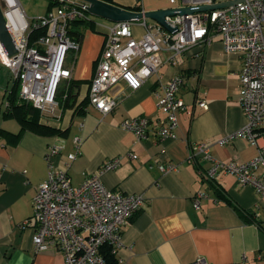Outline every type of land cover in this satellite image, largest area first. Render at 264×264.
Masks as SVG:
<instances>
[{
    "label": "crops",
    "instance_id": "0c3cea01",
    "mask_svg": "<svg viewBox=\"0 0 264 264\" xmlns=\"http://www.w3.org/2000/svg\"><path fill=\"white\" fill-rule=\"evenodd\" d=\"M223 1L227 0H216ZM111 3L126 9L139 4L140 11L185 7L182 2L172 5L168 0ZM51 6L49 0H44L41 13L25 14L29 18L42 16ZM87 21L90 25L73 27L80 31L79 39L70 33L79 41V48L68 52L67 61L73 67L71 78L62 82L67 88L61 99L66 98L70 83H75L73 106L64 108L58 103L54 116L40 114L39 122L58 132L19 133L20 123L2 115L5 89L1 92L0 264H64V257L54 249L34 250V222L29 219L32 198L48 174L43 157L47 146L63 141L60 155L53 160L63 167L67 154L74 151L75 135L81 136L82 145L68 168L73 186L82 183L86 176L98 175L107 189L141 194L145 200L120 228V243L111 252L114 264H193L197 257L207 264H264V196L228 173L206 178L210 161L201 155L193 162L189 160V147L195 142L207 143L210 154L221 161L244 163L258 154V146L246 136H237L224 145L218 143L246 123L238 101V55L226 53L218 36L195 44L174 58L171 52H163L166 61L138 89H130L124 81L112 89L118 105L102 115L89 105L88 90L107 26L113 22L97 21L92 15ZM142 22L156 23L150 19L131 21L136 38L144 34ZM176 73L185 76L178 93L185 110L177 114L176 136L159 139L153 133L155 122L162 116L157 95ZM198 99L207 103L206 109L197 105ZM79 104L81 108L76 110ZM139 116L151 122L147 138L141 141L121 127L125 119ZM116 156L121 157L120 165L107 169L106 162ZM160 163H173L177 168L163 173L158 169ZM262 172L264 165L256 169V173ZM195 199L198 209L194 207ZM241 212L246 219L240 216Z\"/></svg>",
    "mask_w": 264,
    "mask_h": 264
},
{
    "label": "built area",
    "instance_id": "2783aa9c",
    "mask_svg": "<svg viewBox=\"0 0 264 264\" xmlns=\"http://www.w3.org/2000/svg\"><path fill=\"white\" fill-rule=\"evenodd\" d=\"M138 1V0H137ZM183 6L215 3L216 0H168ZM6 28L16 51L8 56L0 44V62L7 67L12 79L19 82V98L32 104L43 116L56 114L59 85L71 78L72 65L67 61L69 51H77L79 41L70 37V24L76 20H90L87 4L82 0H56L42 16L29 18L19 0H0ZM169 31L159 24L144 25V34L133 35L131 21L113 22L107 26L102 51L97 59L89 83L88 103L102 115L118 105L112 89L124 81L132 90L138 89L148 77L166 61L182 55L191 46L218 36L226 53H236L241 62L238 101L246 123L237 132L218 141L220 145L237 136H246L258 146V154L247 162L221 161L210 154L204 142L192 143L189 160L201 155L210 161L205 177L213 179L219 173L234 175L242 185L251 186L264 196V172L256 173L264 165V0H243L236 4L210 11L167 16ZM43 31L32 38V32ZM32 33V34H31ZM185 76L172 75L157 95V107L162 116L155 122L153 133L159 139L174 138L179 111L185 110L179 90ZM203 109L207 103L196 101ZM7 105V104H6ZM5 105V106H6ZM121 127L131 132L138 141L145 140L151 130L147 117L125 119ZM259 141L262 143L259 144ZM74 151L68 153L63 167L54 163L63 141L49 144L44 152L48 166L47 178L39 184L32 198L34 222L33 248L37 251L54 249L64 257V264H110L101 250L110 246L111 252L120 243V228L144 205L141 194L109 190L98 175L86 176L77 186L71 184L68 168L80 153L82 138L73 137ZM165 153L164 149L160 150ZM136 158L134 154H128ZM116 156L105 164L107 169L120 165ZM173 163H160L163 172L176 170ZM194 207L199 202L194 200ZM28 219L24 221L27 224ZM193 264H207L197 257Z\"/></svg>",
    "mask_w": 264,
    "mask_h": 264
},
{
    "label": "trees",
    "instance_id": "16d2710c",
    "mask_svg": "<svg viewBox=\"0 0 264 264\" xmlns=\"http://www.w3.org/2000/svg\"><path fill=\"white\" fill-rule=\"evenodd\" d=\"M49 1H50V5L52 6L56 3V0H49ZM107 1L111 2V0H107ZM129 9L134 10V11H140V6L138 4ZM79 24L90 25L89 21H86V20H76L70 24L69 34L72 33L73 34L72 36H74V38H77V39L80 38L81 33L76 28H74L73 30V27H78ZM32 33H31L32 38H34L38 34L43 33V31L41 30L39 32H32ZM75 86H76L75 83H70L67 89L66 98L62 100L61 99L62 95L65 93V90L67 87H65V85H63L62 83L59 85L56 98H57L58 103L61 104L62 107L70 108L73 106L74 98H75V95L73 94V88ZM4 101L5 103H4V110H3L2 115L4 117H13L20 123L21 127H20L19 133H22L24 130H31V131L44 134V135H51V134H55L56 132H58L57 130L49 126L41 124L39 122L40 117H41L40 111L36 109L35 107H33L32 104L22 101L19 98V82L18 81H15L14 79H12V86L8 89L7 88L5 89ZM82 103L83 101L81 102V104ZM81 104L77 105L75 109L77 110V108H81L80 106ZM220 195H222V193ZM240 216L243 219H246V215L243 212L240 213ZM101 253L103 254L107 263L114 264L111 258V247L110 246H104L101 250Z\"/></svg>",
    "mask_w": 264,
    "mask_h": 264
},
{
    "label": "water",
    "instance_id": "95a60500",
    "mask_svg": "<svg viewBox=\"0 0 264 264\" xmlns=\"http://www.w3.org/2000/svg\"><path fill=\"white\" fill-rule=\"evenodd\" d=\"M82 1L87 4V11L92 16L110 22L137 21V20L150 19L172 32L175 30V28H172L168 25V23L165 20L167 16L186 15L194 12L210 11L217 8L227 7L229 5L236 4L243 0H229L223 2H216L212 4L187 6V7H172L167 9L153 10V11H134L123 8L111 2H107L106 0H82ZM0 44L8 56H11L12 54L15 53L16 47L6 28L1 6H0Z\"/></svg>",
    "mask_w": 264,
    "mask_h": 264
},
{
    "label": "rangeland",
    "instance_id": "374dc122",
    "mask_svg": "<svg viewBox=\"0 0 264 264\" xmlns=\"http://www.w3.org/2000/svg\"><path fill=\"white\" fill-rule=\"evenodd\" d=\"M24 12L27 15L31 12L41 13L44 9V0H19ZM229 1V0H227ZM97 21H103V19L95 17ZM12 86L11 72L7 67L0 64V98L3 89H8Z\"/></svg>",
    "mask_w": 264,
    "mask_h": 264
}]
</instances>
